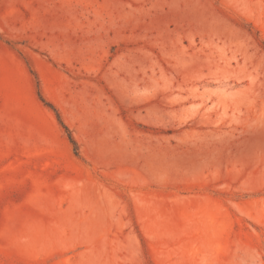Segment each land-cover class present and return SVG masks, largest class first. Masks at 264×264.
Returning <instances> with one entry per match:
<instances>
[{
    "label": "rangeland",
    "instance_id": "obj_1",
    "mask_svg": "<svg viewBox=\"0 0 264 264\" xmlns=\"http://www.w3.org/2000/svg\"><path fill=\"white\" fill-rule=\"evenodd\" d=\"M0 264H264V0H0Z\"/></svg>",
    "mask_w": 264,
    "mask_h": 264
},
{
    "label": "trees",
    "instance_id": "obj_2",
    "mask_svg": "<svg viewBox=\"0 0 264 264\" xmlns=\"http://www.w3.org/2000/svg\"><path fill=\"white\" fill-rule=\"evenodd\" d=\"M47 104L49 106H51L52 108H54V110L56 111V114H57V117H58V120L59 122L61 123V125L64 127L65 131L67 132V135H68V138L70 140V142L73 144L74 146V151L75 153L78 155L79 154V145L76 141V139L74 138L71 130L69 129L68 125L63 121V119L61 118V115L60 113L57 111V109L51 104V103H48Z\"/></svg>",
    "mask_w": 264,
    "mask_h": 264
}]
</instances>
